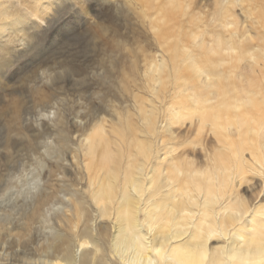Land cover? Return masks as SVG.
<instances>
[{
  "label": "bare ground",
  "instance_id": "1",
  "mask_svg": "<svg viewBox=\"0 0 264 264\" xmlns=\"http://www.w3.org/2000/svg\"><path fill=\"white\" fill-rule=\"evenodd\" d=\"M102 1L154 48L151 105L131 63L120 110L87 111L80 91L68 117L7 93L52 0H0V264H264V0Z\"/></svg>",
  "mask_w": 264,
  "mask_h": 264
},
{
  "label": "rangeland",
  "instance_id": "2",
  "mask_svg": "<svg viewBox=\"0 0 264 264\" xmlns=\"http://www.w3.org/2000/svg\"><path fill=\"white\" fill-rule=\"evenodd\" d=\"M58 2L59 0H52L53 5L47 11L48 16L44 21H38L40 29L36 26L29 30L32 46L29 48L21 45L15 48L26 55V61L17 69H11L8 72V75L13 77V87L7 89V93H11L10 97H16L13 95V88L19 91L26 90L31 94V99L37 105H41L38 103L39 95L36 93H44L49 97V106L52 108L50 110L55 112L60 108L63 111L64 108V113L71 117L78 110L77 106L71 102V98H76L80 91H83L84 109L99 111L108 116L112 114L113 109L120 110V101L116 103L113 97V92L118 90V72L122 73L123 79L127 78L130 73L129 65L133 63L135 77L130 79L129 88L133 95L136 94L142 98L145 105L149 107L150 96L140 75L149 62L154 48L144 41L145 36L135 25V19L128 15L117 19L106 10L110 4L106 1L61 0V5ZM21 3H24V0ZM85 8H88L87 14L90 16L83 11ZM54 9L58 11L54 12ZM86 17L91 19L88 20ZM50 18L54 20H51L52 23L47 26L45 21ZM29 26V23L25 24V27ZM138 44H142L143 48H140ZM160 51L165 52V48H159ZM29 61L34 62L32 67L28 65ZM114 65L118 66L117 70L112 68ZM45 68L52 69L54 73L47 78L39 79L41 70ZM98 94H101L111 106L107 107L100 103L96 98ZM10 97L4 96L3 103L8 104ZM132 99L131 94L126 97L128 105H131ZM67 100H69L68 103ZM6 109L7 107L3 105L0 107V127L4 125L3 111ZM26 116L29 117V114ZM5 139H13V136L7 133ZM10 146V153H12L10 158L20 155V153L13 154V151H16L13 149V143ZM20 147L24 146L19 145L17 150ZM41 176L30 185V191L33 193L43 184Z\"/></svg>",
  "mask_w": 264,
  "mask_h": 264
}]
</instances>
